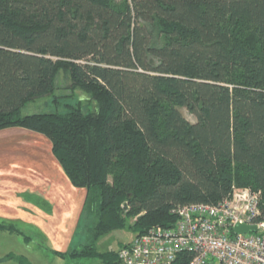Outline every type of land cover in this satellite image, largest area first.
I'll list each match as a JSON object with an SVG mask.
<instances>
[{
	"label": "trees",
	"instance_id": "1",
	"mask_svg": "<svg viewBox=\"0 0 264 264\" xmlns=\"http://www.w3.org/2000/svg\"><path fill=\"white\" fill-rule=\"evenodd\" d=\"M41 98L58 110L22 113ZM10 128L47 137L86 191L77 242L59 259L121 264L98 250L103 236L173 228L177 208L217 205L233 188L260 191L264 214V0H0ZM0 230L31 241L13 223Z\"/></svg>",
	"mask_w": 264,
	"mask_h": 264
},
{
	"label": "built area",
	"instance_id": "2",
	"mask_svg": "<svg viewBox=\"0 0 264 264\" xmlns=\"http://www.w3.org/2000/svg\"><path fill=\"white\" fill-rule=\"evenodd\" d=\"M262 193L236 189L217 205L190 204L175 210L173 228L156 227L123 246L121 264H174L180 254L193 253L190 264H264ZM255 226L257 232L237 234L235 228Z\"/></svg>",
	"mask_w": 264,
	"mask_h": 264
},
{
	"label": "rangeland",
	"instance_id": "3",
	"mask_svg": "<svg viewBox=\"0 0 264 264\" xmlns=\"http://www.w3.org/2000/svg\"><path fill=\"white\" fill-rule=\"evenodd\" d=\"M161 42L162 41H158L157 43ZM57 83L59 86L70 85L69 80L63 72L60 73ZM84 98L86 97L84 96ZM53 101V98L37 99L26 104L22 109V113L24 115H31L35 113L55 112L58 108L54 105ZM182 112L187 120L192 123L195 122L194 116H192L187 110L183 109ZM45 138L48 139L47 137ZM24 141L26 140L24 139ZM36 141L37 139L34 138L32 141L30 140L29 143L31 145ZM21 190L22 188H18L16 192H12V194L18 193ZM77 190V193H69L68 191H65L71 200L70 205L68 206V204L66 205L64 201L60 200L61 206L55 210V214L53 215L54 217H51V219L47 217H44L43 219L42 217V221L38 220L36 221L37 223L34 222L30 224H25L20 221H5L15 224L20 231L31 238V241L26 242L23 237L0 230V264H19L14 260L6 259L10 254L18 257H25L31 264H102L99 260L68 262L59 259L53 254L54 250L66 253L70 247H72V243L74 242L76 244L77 242V238L75 239L74 233L81 217L86 198L85 190ZM39 193L37 192L25 196H27L26 198L29 200V203L34 205V208L38 207L37 210L39 209L46 214H51L53 212V207L50 201ZM64 204L65 206H63ZM49 209H51V212L48 211ZM134 221L135 219H130L128 221V225H132ZM1 222L4 221H0V223ZM135 237L136 236H134L128 229L113 231L112 233H108L103 236L98 241L97 247L100 252H119L123 246L129 244Z\"/></svg>",
	"mask_w": 264,
	"mask_h": 264
},
{
	"label": "crops",
	"instance_id": "4",
	"mask_svg": "<svg viewBox=\"0 0 264 264\" xmlns=\"http://www.w3.org/2000/svg\"><path fill=\"white\" fill-rule=\"evenodd\" d=\"M34 138L37 141L30 145ZM18 188L22 190L12 194ZM65 191L77 193L78 190L71 185L54 157L48 139L21 128L0 131V221L30 224L42 221V217L51 219L61 206L60 200L70 205ZM37 192L50 201L51 214L37 210L38 207L29 203L25 195Z\"/></svg>",
	"mask_w": 264,
	"mask_h": 264
},
{
	"label": "water",
	"instance_id": "5",
	"mask_svg": "<svg viewBox=\"0 0 264 264\" xmlns=\"http://www.w3.org/2000/svg\"><path fill=\"white\" fill-rule=\"evenodd\" d=\"M235 232L237 234H249L250 232H257V228L255 226L239 225L235 228Z\"/></svg>",
	"mask_w": 264,
	"mask_h": 264
},
{
	"label": "bare ground",
	"instance_id": "6",
	"mask_svg": "<svg viewBox=\"0 0 264 264\" xmlns=\"http://www.w3.org/2000/svg\"><path fill=\"white\" fill-rule=\"evenodd\" d=\"M264 215V214H263ZM236 233V232H235Z\"/></svg>",
	"mask_w": 264,
	"mask_h": 264
}]
</instances>
